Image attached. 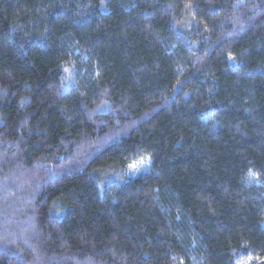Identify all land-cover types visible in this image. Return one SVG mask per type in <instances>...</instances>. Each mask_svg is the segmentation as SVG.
<instances>
[{
  "label": "trees",
  "instance_id": "1",
  "mask_svg": "<svg viewBox=\"0 0 264 264\" xmlns=\"http://www.w3.org/2000/svg\"><path fill=\"white\" fill-rule=\"evenodd\" d=\"M0 264H264V0H0Z\"/></svg>",
  "mask_w": 264,
  "mask_h": 264
},
{
  "label": "rangeland",
  "instance_id": "2",
  "mask_svg": "<svg viewBox=\"0 0 264 264\" xmlns=\"http://www.w3.org/2000/svg\"><path fill=\"white\" fill-rule=\"evenodd\" d=\"M187 22L186 24H184V26H187ZM149 167H150V161L147 158H142L136 162L131 163L130 165H128L126 167V172H124L123 176L126 177L124 178L125 180H132L140 175L146 174L149 171ZM112 178H108V176H103V180L107 181L110 180Z\"/></svg>",
  "mask_w": 264,
  "mask_h": 264
}]
</instances>
